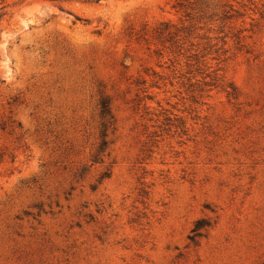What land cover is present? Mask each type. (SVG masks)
I'll use <instances>...</instances> for the list:
<instances>
[{"label":"rangeland","instance_id":"obj_1","mask_svg":"<svg viewBox=\"0 0 264 264\" xmlns=\"http://www.w3.org/2000/svg\"><path fill=\"white\" fill-rule=\"evenodd\" d=\"M0 264H264V0H0Z\"/></svg>","mask_w":264,"mask_h":264},{"label":"trees","instance_id":"obj_2","mask_svg":"<svg viewBox=\"0 0 264 264\" xmlns=\"http://www.w3.org/2000/svg\"><path fill=\"white\" fill-rule=\"evenodd\" d=\"M177 2H180V0H177ZM100 112H101V114L103 115V116H109V117H111V115H110V108H109V106H108V103H107V100H105V99H102L101 101H100ZM105 142L103 141V144H104Z\"/></svg>","mask_w":264,"mask_h":264}]
</instances>
